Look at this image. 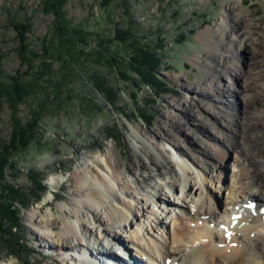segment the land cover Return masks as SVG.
Segmentation results:
<instances>
[{
    "label": "rangeland",
    "instance_id": "1",
    "mask_svg": "<svg viewBox=\"0 0 264 264\" xmlns=\"http://www.w3.org/2000/svg\"><path fill=\"white\" fill-rule=\"evenodd\" d=\"M63 11L72 25H81L93 34L89 37V45L85 47V55L80 58L81 63L75 66L72 79H63L58 70V62L53 61L52 68L57 73L55 75L46 73L38 78V91L30 94L24 102L18 105V117L25 123L30 118L31 111L37 109L34 102L36 97L46 98L37 127V139L13 158V166L6 170L7 183L5 184L16 188L19 194H11L8 188L0 186V204L2 198L6 197L8 200L4 203L13 204L12 209L18 211L16 221L8 216L0 217V264H12V262L15 264H80L79 260H76V257L82 255L79 251L61 252L54 238H45L43 232L47 230L45 223L41 221L56 219L59 229L57 228L55 233L63 231L61 219L77 223V219H70V215L76 212L77 205L81 207L82 190L76 179L81 171L88 175L92 183L98 179L99 175H106L113 181L112 175L115 171L120 176L126 177L123 182L120 180L123 187L130 186L128 183L131 178L124 173L131 167H140L141 164L147 162L144 151L148 148V144L144 141V134L142 132V135L140 134V129L151 132L150 134L155 136L164 134L163 136L167 138L179 141L188 153L193 152L198 156H201L203 152L199 150H204L205 147L199 146V140L196 139L193 131L197 130L202 137L207 139L209 152H212L213 159L215 163L217 162V170H212L213 175L199 172L189 157L179 156L167 140L160 141V144L165 148V153L171 159L173 169L183 186L186 185V181L201 185L204 195L202 199L209 200L207 201L209 207L213 203L220 207L221 214L235 202L229 201L227 197H220L221 188L218 183L221 178L226 181L232 177L243 186L241 192L245 189L246 166L237 163V155L232 153L226 144L213 139L217 135L213 133L210 123H214L220 116L218 111L221 110V103L212 98L214 92L210 90L202 95L195 91L192 92L188 87H201L207 85L210 79H213L214 83L218 80L220 84L228 86L230 91L233 89L234 97L225 102L228 108L224 111L232 114L234 118L242 116L240 113L243 112L244 105L237 91L239 86H243L244 80L234 77L232 87L227 78L221 77V67H217V55L225 54L226 48L217 42L215 37L205 40L200 37V33L209 27H214L221 20L223 21V16L226 15L225 21L228 23L230 32L241 34L247 30L253 38L264 42V0H66ZM237 18L246 21H240ZM52 19L51 13L43 11V0H0V77L21 73L29 79L36 78L33 72L40 67V60L33 59V69L29 74L25 73L27 64L22 63L17 54L18 30L16 26L27 22L31 24L29 33H26L30 40V49L41 54L40 40L50 32ZM247 20L249 25L245 27L244 23H247ZM130 23L135 35L143 37L142 40L162 45L160 48L161 62L152 72L156 79L160 80L157 84L148 86L138 78L133 80L123 78L114 67L106 63L105 59L95 61V55L91 52L92 47L97 45L98 35L111 38L115 34V29L126 30ZM117 46L120 51H126L122 44L115 43H111L110 50L114 51ZM88 52L90 54L87 55ZM229 54L227 53L228 62L234 66L238 65L241 73L249 70L248 63L252 55L250 47L236 52L234 56ZM206 62L207 67L204 65ZM213 67L218 68L220 74L215 73ZM94 74L105 80L106 86L112 92L111 97H107L94 84L92 78ZM219 95L223 97L220 90ZM187 99H194L192 101L196 107L191 111L182 109L187 107L185 103ZM221 100L224 101V98ZM9 116V105L3 98H0L1 149L4 148L2 147L3 142L9 143L11 140ZM204 129H207L210 134L203 131ZM115 156L120 160L118 168L114 167ZM186 165L194 171V176L187 177L182 168ZM251 174L252 172L249 175ZM32 176H35L34 181ZM149 182L142 184L141 194L134 192L135 197L133 198L125 197L120 190L122 187L115 185L114 188L116 194L125 199L127 203H131L133 207L132 214L135 218L130 215V223L139 222V225L144 227L149 224L150 227L147 228L150 231L158 227L155 222L157 215L162 218V224L165 227H158L156 232L159 233L157 235L160 239L154 238V241L161 245L164 243V238H167L165 233L173 231L174 221L171 222L174 220L173 211L177 209L179 212L177 206L183 207L181 198L184 195L177 196L172 192L171 179L155 178L151 184ZM249 183L250 181L247 184ZM152 184L160 186L157 192L166 198V202L167 198H170L171 204L167 202L168 204L162 206L161 202H157ZM94 185L104 191L98 183ZM183 186L181 187L185 188ZM225 188L227 185L224 186ZM209 192L212 193H210L211 196L206 195ZM237 192L235 191V197ZM105 195L106 199H109L110 209L115 208L118 213L129 214V210L113 199V196L106 193ZM241 196L242 193L239 197ZM199 199V197L196 198V201ZM41 207L43 209H40ZM190 209L192 211L193 208ZM197 209L194 211L196 212ZM82 212L87 215L85 209ZM31 213L35 214L38 222L33 223L28 220ZM220 213H217L216 217ZM102 216L107 222L106 213H102ZM210 216L212 217V214ZM262 216L260 212L257 214L258 218ZM225 217H227L226 213ZM129 220H125L119 226L120 228L111 227L110 236L103 233L100 228L98 229L97 225L87 223L91 228V236L86 239L83 237L86 234H81L80 237L85 239L81 241L82 249L88 248L95 252H103V254V247L104 250L108 249L107 252L113 251L115 246H112L111 238L117 244L134 246L131 244V238L126 236L129 235L126 226L129 225ZM228 224L229 221L224 225L229 228ZM108 225H111L110 222ZM134 230L135 233H131L141 238L136 227ZM213 231L217 234L214 236L219 237L227 232V229L223 231L217 226ZM51 234L53 235V232ZM150 236L153 237V234ZM64 237V239L67 238V242L64 243L65 247L72 249L69 236L64 234ZM170 241L168 240L169 243ZM47 242L52 248H45ZM143 242L147 243L145 239ZM177 245H174V249ZM131 247L129 250H132ZM133 250L135 255L141 252L149 256L147 246L139 249V252L136 248ZM154 252L159 253L157 249L153 250V255H156ZM228 254L231 255L232 251L229 250ZM173 260H179L178 264H181V258Z\"/></svg>",
    "mask_w": 264,
    "mask_h": 264
},
{
    "label": "bare ground",
    "instance_id": "2",
    "mask_svg": "<svg viewBox=\"0 0 264 264\" xmlns=\"http://www.w3.org/2000/svg\"><path fill=\"white\" fill-rule=\"evenodd\" d=\"M225 17L226 15L223 16L224 20H221V22L216 24L214 27H209L207 30L202 31L200 33V37L205 38V40H211L213 39V37H215L217 39V42L225 46V54L217 55L215 53L218 58L217 67H221V77L227 78L230 81L229 84L232 85V87L234 85V83L232 82L234 77L239 78V80H244L243 86H239L238 91L235 90L240 93V97L242 98L243 102L242 105H244V110L242 109L243 112L241 111L240 113V115L242 116H237V118H234L232 114H229L228 112L226 113V111H224L225 108H228L225 102H227L228 99L234 97L232 95L233 89H231L232 91H230L228 86L220 84L218 80H216L217 82L214 83V80L210 79L208 80V84L205 86L196 88L190 86L188 88L192 92L195 91L202 95L207 94L210 90L212 91V93L214 92L212 98L221 103V110L218 111V114L220 116L217 117L218 119H216L214 123H210L212 124V126L210 127L213 130V133L217 135V137H213V139L217 141L219 140L223 144H226L228 146L227 148H229L232 153L237 155V163L239 165L244 164L246 166V173L244 175L246 179L244 181L249 180L250 183H245V189H243L245 190V195L243 197H239L242 199L240 201H236L235 206L237 207L241 205V207H244V205L246 204L241 203H245L247 199H251L256 202V215H251L248 218H244L243 214V218L241 220H238L235 228H232L234 226L228 224L229 229H227V232L229 233V235H227V232H225L223 235L221 234L219 235V237H215L214 234H216V232L209 229V227H206L201 229L203 233L199 234L198 238H194V230L197 229V227L195 229H191L190 226H187L189 221H192L199 214H207L208 216L212 214V217H214V213L209 208H204L203 199L205 202L206 198L202 199V196L204 195L201 185H199L198 183L193 184L189 181H186V185L183 186L181 181H179L180 178L173 169V163H171V159L165 153L166 150L164 147H162L160 141L167 140L179 156L189 157V160H191V162L199 172L213 175L212 170H217V162L215 163L213 159L214 155L212 154V152H209V143L207 142V139L205 137H202L197 130L193 131L196 139L199 140V146L202 145L205 147L204 150H199L200 152L203 151L201 157L193 152L188 153V151L184 149V146L180 145L179 141L177 142L174 139L167 138L166 136H163L164 134H156L157 136H155L151 135V132L148 133L140 129V134L141 132L142 134H144V141L148 144V148L144 151L146 154L147 162L145 161L146 163L141 164L140 167H131L124 173L126 174V176L131 178L130 182L128 183V185L130 186L123 187L122 182L123 180H125V176H120L118 173H115V171H113V181H111L110 177L106 175H99L98 179L93 182L94 184L98 183L99 186H101L103 190L106 191L104 192L101 190V188L97 187L91 181H89L88 175H85V172L81 171V173H79L78 177L76 178L78 179L77 181L81 185L82 190L81 207L77 205L76 212L70 215V219L76 218L77 223L66 222L64 219H61L62 221L60 222L63 223V231H59L60 233H55L54 231L57 228L59 229L56 219L41 221L42 223H45V229L47 230L43 232L45 238H54L58 243L57 245L60 246V248H58L59 251L65 253H68V250L75 252L79 251L82 255L88 253L90 255V259H86V261L84 260L85 257H77L76 260H79L78 262H80V264H100L98 262L99 260H103L102 264H108L104 261L110 260L111 258L109 257V255L114 256L113 254L116 253L115 250L110 251L111 253H113L111 254L107 252L108 249L104 250L103 247V254V252H95L88 248L82 249L83 243L81 241L85 239L80 236H82L81 234L85 233L86 236L84 235L83 237L86 238L89 236L90 238L91 228L87 225V223L90 225H97L98 229L100 228L103 233L110 236L109 232L111 231V227L118 228L123 224L125 220L130 219L128 222L129 225H126L128 227L129 235L126 236H128V238H131L130 240L132 242V245L134 246L131 247V245H124L123 243L117 244V242L113 238L111 239L114 242H112V246H115L114 248H125V250L130 254L129 256H132L133 258H136V256L134 257V255H131L134 248L138 249L137 252H139V249L147 246L149 250V256H154L155 258L162 260L163 262L165 258L171 257L173 259L181 258V264H264V225L262 224L264 222V213L260 212V210L264 207V42H261L259 39L257 40L256 38H253V36L249 34L247 30H244L241 34L230 32L228 23L225 21ZM237 19L240 21H246L242 18ZM244 24L245 27L248 26V20L247 23ZM248 47L252 49L251 59L248 63L249 70L247 72L245 71L246 73H241L238 65L234 66V64H230L228 62L229 59L227 53H230L231 56H234L236 52L240 50L242 51L243 49ZM204 65L207 67L208 63L206 62L204 63ZM213 70H215V73L220 74L218 68L215 69V67H213ZM211 77L215 79L214 76ZM219 90L222 93L223 97L219 95ZM221 98H224V101H222ZM192 100L187 99L185 101V103H187L186 108L188 109L182 108L184 111H191L196 107L195 104H193ZM136 131L138 132V130ZM203 131L208 132L207 129H204ZM208 134L210 133L208 132ZM153 155L155 157H153ZM114 161V167L118 168L120 166V160L115 156ZM182 168L183 171L187 174V177H192L195 175L194 171L191 170V168H189L187 165L184 167L182 166ZM251 172L252 174L249 175ZM155 178L165 180L171 179L170 186L172 192H174L177 196L179 194L184 196L183 198L180 197L181 199H183V207L177 206L180 211L178 212L177 209H174L173 211L174 220H171V222L174 221L173 231L168 232L167 234L165 233L167 238H164L163 244L160 245L157 242L158 246L152 247L154 246L153 244L150 247L149 245H146L147 243L143 242L144 239H142V234L145 236V234L149 235V233L152 232H149V229L147 227H144L141 224L139 225V222L133 224L130 223V215L135 218V215L132 214V211L134 212L133 207L131 203H127L125 199L120 198L116 194L114 186L118 185L119 188L122 187L120 188V190L123 192L125 197L128 196L129 198H133V196L135 197V193L141 194L140 190L142 184L148 183L149 181L152 182L153 180H155ZM188 178L186 179L188 180ZM151 182L149 183L151 184ZM181 186L185 188H182ZM151 187L154 190L153 192L156 193L154 197L157 198L156 200L158 203L161 202L162 206L163 204H171L170 198H167V203L165 201L166 198H164V196L160 195V193L157 192V190L160 188L158 184H152ZM105 193L109 196H113V199L123 204L129 210V214L118 213L115 208L110 209V204L108 203L109 199H106ZM210 193L211 192L206 193V195L209 194V196H211L212 193ZM198 197L200 199L199 201H196V198ZM243 199L245 202H242ZM260 199L262 201H260ZM190 202L191 205L196 204L199 207L196 212H193V214L190 209L192 208ZM216 202L218 203L217 200ZM40 209H43V207H41ZM61 209L63 210L64 208ZM84 209L87 215L82 212ZM182 209H184L183 212ZM236 210L237 208L233 212L237 214L238 211ZM39 211L41 212V210ZM259 212L263 215L261 218L257 217V214ZM102 213H106V217L108 218L107 222L103 219ZM144 215L145 217H147L145 213ZM245 216H248V214H246ZM136 219L138 221V216ZM147 219H149V217H147ZM28 220L32 221L33 223L38 222L35 214L32 213L29 215ZM162 221V218H160V216L158 217L157 215V220L155 222L156 224H158L159 228L165 227L164 224H162ZM242 221H245V223H248V225H243ZM109 222L111 225H108ZM134 227H136V229L140 233L139 236L141 238L132 234L135 233ZM158 227L155 228L158 229ZM52 232L53 235L51 234ZM207 233L210 234L209 237L216 238V241L203 242L202 237H207ZM64 234L67 237L69 236V241L72 244L70 248L72 249H68V247H65L64 243L67 242V238L64 239ZM195 239H198L200 242L197 247H194ZM168 240H171L170 243L168 242ZM189 242L191 245L188 247L187 243ZM218 242L223 244V246L217 245ZM151 243H153V241H151ZM175 244H178L176 249H174ZM130 247L132 250H129ZM45 248H52V246L47 242ZM156 249L159 253L156 254V252H154V254L156 255H153V250ZM229 250L232 251L231 255L228 254ZM139 255L143 256L145 254L140 252ZM115 261L118 264H124V262H122L121 260ZM12 264L15 263L12 262Z\"/></svg>",
    "mask_w": 264,
    "mask_h": 264
},
{
    "label": "trees",
    "instance_id": "3",
    "mask_svg": "<svg viewBox=\"0 0 264 264\" xmlns=\"http://www.w3.org/2000/svg\"><path fill=\"white\" fill-rule=\"evenodd\" d=\"M66 0H43V11L51 13L53 16L50 32L41 38V54L30 49V40L26 33H29L31 24L29 22L16 26L18 46L17 54L22 63L27 64L26 74L30 73L34 65L33 59L40 60L38 68L33 74L36 78L29 79L26 75L15 73L14 75L0 77V98H3L10 108L11 140L9 143H2L0 148V186L8 188L11 194H19L16 188L9 186L6 180V170L13 166V158L20 152L26 150L28 146L37 139V127L41 118L43 108L46 104V98L36 97V110L31 111L30 118L23 123L18 117V105L30 95L38 91V78L46 73L55 75L57 72L52 68V62L57 61L59 72L63 79H72L74 77L75 66L81 63L80 58L85 55V47L89 45V37L93 34L85 30L81 25H72L71 21L65 17L63 5ZM121 31L115 29V34L111 38L102 35L97 36V45L92 47V53L95 55V61L106 60L110 67H114L117 73L126 79H140L145 85H153L160 82L152 74L161 62V44H152L151 41L142 40L143 37L135 35L132 30V24ZM143 41V42H142ZM111 43L122 44L126 51L119 50V46L110 50ZM128 50V51H127ZM90 54L89 52L87 55ZM1 58V56H0ZM50 60V61H48ZM141 75V76H140ZM26 76V77H25ZM94 84L107 97H111V91L106 86L105 80L99 75L92 76ZM37 176V175H36ZM33 181L35 176H32ZM3 180V181H2ZM12 199L14 197L12 196ZM8 200L2 198L0 204V217L17 219L18 211L12 209L13 204L4 203ZM11 210H10V209ZM0 218V219H1Z\"/></svg>",
    "mask_w": 264,
    "mask_h": 264
}]
</instances>
